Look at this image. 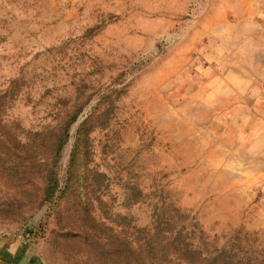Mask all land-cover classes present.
Here are the masks:
<instances>
[{"label":"rangeland","instance_id":"rangeland-1","mask_svg":"<svg viewBox=\"0 0 264 264\" xmlns=\"http://www.w3.org/2000/svg\"><path fill=\"white\" fill-rule=\"evenodd\" d=\"M13 83L4 117L27 131L53 126L65 100L89 103L57 173L62 187L78 135L79 170L101 177L74 194L104 226L182 220L264 255V0H0V95ZM33 183L0 179V205ZM76 199L0 206V238L41 264H83L87 248L58 237L80 229Z\"/></svg>","mask_w":264,"mask_h":264},{"label":"trees","instance_id":"trees-1","mask_svg":"<svg viewBox=\"0 0 264 264\" xmlns=\"http://www.w3.org/2000/svg\"><path fill=\"white\" fill-rule=\"evenodd\" d=\"M18 88L13 83L0 95V179L17 191L34 183L24 200L10 203L5 200L0 206L21 216L23 208L38 210L53 201L57 209L59 201L77 198L72 205L76 221L81 222L80 229L75 234L67 230L58 237L63 241L75 239L87 248L81 255L83 264H100L105 260L106 264H264L262 253L261 258L249 257L250 247L234 243L217 247L214 241H218L217 237L207 241L203 232L197 235L182 220L161 218L149 230L129 227L131 233L123 236L114 227L97 221L90 203L82 202L74 194V185L84 184L88 179L95 182L101 177L96 172L79 170L82 148L78 135L70 151L62 187L57 173L61 152L69 141V130L89 103L65 100L59 103L62 115L53 126L27 131L17 121L4 117L5 106L18 95ZM105 230H108L106 238L101 236Z\"/></svg>","mask_w":264,"mask_h":264},{"label":"crops","instance_id":"crops-1","mask_svg":"<svg viewBox=\"0 0 264 264\" xmlns=\"http://www.w3.org/2000/svg\"><path fill=\"white\" fill-rule=\"evenodd\" d=\"M0 264H41L35 254L22 240L0 238Z\"/></svg>","mask_w":264,"mask_h":264}]
</instances>
